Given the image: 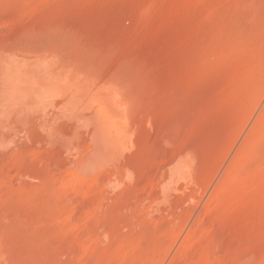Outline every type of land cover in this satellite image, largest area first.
<instances>
[{
	"label": "rangeland",
	"instance_id": "rangeland-1",
	"mask_svg": "<svg viewBox=\"0 0 264 264\" xmlns=\"http://www.w3.org/2000/svg\"><path fill=\"white\" fill-rule=\"evenodd\" d=\"M30 64L63 96L0 124V264H264V0H0Z\"/></svg>",
	"mask_w": 264,
	"mask_h": 264
},
{
	"label": "bare ground",
	"instance_id": "bare-ground-1",
	"mask_svg": "<svg viewBox=\"0 0 264 264\" xmlns=\"http://www.w3.org/2000/svg\"><path fill=\"white\" fill-rule=\"evenodd\" d=\"M51 81L46 78L45 71L32 68L31 64L27 69L25 66L4 67L0 65V124L10 120L16 112L23 118L26 108L32 106V104H35L37 109L45 111L47 108L46 102L49 98H62L63 94L60 92V88L55 87ZM69 87L73 90L72 99L70 98V101L64 103V106L60 105V109L75 112L77 110L76 97L80 91L76 83H71ZM100 110L103 112L104 118L109 121V111L104 102L101 103ZM14 118L17 117L14 116ZM95 145L96 150L87 158V164H94L105 150V146L99 142V137Z\"/></svg>",
	"mask_w": 264,
	"mask_h": 264
}]
</instances>
